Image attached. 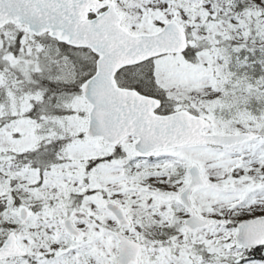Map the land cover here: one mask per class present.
Segmentation results:
<instances>
[{
    "label": "snow or ice",
    "instance_id": "6c2138e0",
    "mask_svg": "<svg viewBox=\"0 0 264 264\" xmlns=\"http://www.w3.org/2000/svg\"><path fill=\"white\" fill-rule=\"evenodd\" d=\"M0 264H264V0H0Z\"/></svg>",
    "mask_w": 264,
    "mask_h": 264
}]
</instances>
